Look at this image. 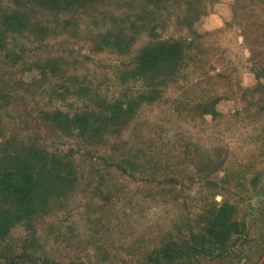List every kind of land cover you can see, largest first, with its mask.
I'll return each instance as SVG.
<instances>
[{"label":"rangeland","instance_id":"obj_1","mask_svg":"<svg viewBox=\"0 0 264 264\" xmlns=\"http://www.w3.org/2000/svg\"><path fill=\"white\" fill-rule=\"evenodd\" d=\"M237 1L192 0L189 7L181 0H159L160 15L145 16L135 43L122 52L105 45V37L113 29L115 35L134 33L129 27L134 14L141 13L139 0H88L60 14L50 4L42 7L33 0H0V13L26 15L28 21L26 29L7 37L0 50V95L15 97L10 104L0 100V152L10 138L60 151L77 167L81 181L73 196L70 191L61 199V207L52 204L32 223L17 226L0 240V264H124L151 238L156 246L163 232L174 230L178 237L175 227L180 224L190 239L191 227L197 233L224 205L234 208V221L247 224L245 238L226 257L203 255L189 264H264V0H248V10L242 4L235 10ZM132 3L133 8H123ZM193 6L201 13L193 30L202 37L196 40L207 51L202 68L198 73L194 68L185 71L179 85L170 84L157 103L141 105L138 96L146 86L132 75V57L146 45L153 26L165 41L187 38L190 32L178 24V14ZM126 14L133 16L123 28L119 21ZM115 21L119 23L113 28ZM51 59L63 64L61 72L41 76L36 65ZM79 86L94 95L76 98ZM53 90L58 98H50ZM125 93L139 104L123 117L121 130L109 132L101 144L87 137H66L39 118L42 109L98 113L100 108L92 103L125 101ZM201 96L221 100L215 105L217 115L197 112ZM169 150L170 167L177 169L183 183H174L179 190L175 197L151 199L147 179L134 182L105 165L106 159L117 161L120 155L138 156L140 164L158 162V154ZM146 167L142 171L153 165ZM107 181L109 196L114 188L122 192L116 204L98 194L106 195ZM109 222L114 230L95 233L94 227Z\"/></svg>","mask_w":264,"mask_h":264},{"label":"trees","instance_id":"obj_2","mask_svg":"<svg viewBox=\"0 0 264 264\" xmlns=\"http://www.w3.org/2000/svg\"><path fill=\"white\" fill-rule=\"evenodd\" d=\"M32 1V0H31ZM36 4L42 7L56 8L60 13L70 11L76 7L86 5L88 0H33ZM135 0H132L134 2ZM184 1V6L193 5L192 0ZM248 0H238V4L234 6V9L241 7L248 10L249 6L246 5ZM191 2V3H190ZM190 3V4H189ZM162 3L159 5V0H139L140 12L135 13L134 16L124 15L126 18L122 19L123 28L130 22V17L133 16V23L129 27L132 35H118L109 32L105 37V45L111 46L114 49L124 51L131 48L130 45L135 43L139 23L142 26L146 22L145 16H150L151 13L159 14L162 8ZM182 4V5H183ZM176 5L178 2L176 1ZM133 8L132 5H126L123 8ZM153 10V11H152ZM246 12V11H245ZM180 16L178 24L185 25L190 32L187 38L174 39L165 41L161 39V35L158 33L159 27L153 26L149 29V40L137 53L132 57L131 67L135 80L146 86L141 89L138 98L141 101V105L150 104L161 100L164 96L165 90L174 84L176 87L180 83V79L183 77L185 71L193 69V73H198L202 68L203 58L206 56V50L199 41L202 37L194 32L193 28L198 23L201 16L200 11L193 9H185V12L178 14ZM183 16V17H181ZM105 20V18H104ZM119 22L114 23L115 28ZM28 21L26 15H20L13 12L0 13V50L3 49L7 37L12 34H17L24 31L27 27ZM69 24V23H66ZM122 25H119L121 27ZM69 25H64L63 30H68ZM128 30V29H127ZM139 34V33H138ZM137 34V35H138ZM115 36V42L111 39ZM97 50H101L97 45ZM127 46V47H126ZM125 47V48H124ZM124 48V49H123ZM15 64V63H13ZM17 65V64H15ZM62 63H58L56 59H51L48 63L41 64L39 62L36 65L37 71L41 76L46 74H57L61 72ZM184 78V77H183ZM215 78V77H214ZM219 78V75L216 76ZM126 82V78L123 79ZM212 80V79H211ZM79 84L81 81H78ZM35 82L29 84L32 88ZM197 85V83H196ZM195 85V86H196ZM21 86V84H20ZM194 86V87H195ZM11 88V87H10ZM79 89L76 98H80V95L93 94V92H87L88 90L82 86ZM11 92V91H10ZM79 94V95H78ZM51 99L58 98L60 94L57 91H51L49 93ZM131 94L125 93V101H115L111 103L100 104L98 102L92 103V105L99 109L100 112L94 113L92 111L75 112L73 115L62 111L60 109H42L39 112V118L44 123L52 126L58 130L62 135L66 137L86 138L90 139L93 144H101L105 141L104 137L110 134L112 130L116 132L120 131L122 125L125 123L123 117L129 115V112L139 103L137 99L130 97ZM13 95L10 93H2L0 100L8 102L10 104ZM127 99V101H126ZM200 100V101H199ZM197 102V112L203 115L213 116L217 115L215 105L220 103L219 98L202 97ZM19 103L20 100H17ZM175 102L181 105L185 104L182 100H176ZM97 104V105H96ZM124 104H126L124 106ZM1 121V118H0ZM2 126L0 124V130ZM113 135L118 133H112ZM31 141V139H29ZM165 145L164 148H166ZM161 151L158 156L160 159L157 161H146L141 163L138 160V156L123 157L120 155L116 161L115 158H108L105 160V165L111 168H115L116 171L121 172L124 176H130L134 182L139 179H147L151 189L150 198H168L169 196H176L178 189L175 185H181L182 182L177 173V169L172 171L169 160H171L170 150L167 154ZM132 159L134 160L132 162ZM136 161V162H135ZM182 159L180 161L183 162ZM125 165V167H123ZM146 165H153L148 167V171H142L147 169ZM181 166V164H180ZM94 167V166H93ZM177 173V174H176ZM179 174H181L179 172ZM122 175V176H123ZM121 176V177H122ZM137 176H140L138 178ZM77 167L72 164V161L68 160L67 154L60 151L51 152L46 149H40L36 143L32 142L27 144L25 142H18L16 138H10L4 142L1 146L0 152V240L5 239L10 232L17 226L26 223H32L33 218L37 214H43L46 210L50 209L52 204L56 206H62L61 199L66 195L69 196V192L73 191L71 196L77 192L76 187L81 182L78 180ZM101 178V181H104ZM141 180V181H142ZM108 187L106 189V195L103 191L98 193L104 200L114 199V204L121 201L119 195L122 193L119 188H114L111 193ZM104 182V184H107ZM96 191V190H95ZM124 191V189H123ZM94 192V191H92ZM96 193V192H95ZM91 195V193H88ZM115 196H114V195ZM77 195V193H76ZM75 195V196H76ZM108 195V196H107ZM173 197V198H174ZM84 199L88 200L87 193L84 195ZM91 205H87L86 214L90 216L89 212L92 208ZM216 210V209H215ZM234 208L229 206H222L217 211L216 215L210 216L209 222L205 227H198L197 233L195 229L191 227L190 239L186 235V227L180 224L179 227H175L174 230L163 232L159 245L154 244L155 240L151 238L149 242L139 244V255L131 253L129 261H123L124 264H189L199 261L203 258V255L216 257H226L231 254L234 247L245 238V233L248 231L246 223L239 224L232 218V212ZM89 219V217H87ZM96 221V220H95ZM101 225V220L96 221ZM96 224V225H98ZM113 230L116 226L109 222L106 226L94 227L95 233L105 229ZM150 246V247H149ZM137 247V246H136ZM132 250H136L132 247ZM138 250L136 252H138ZM134 252V251H133ZM135 254V255H134ZM42 264H64L56 263L52 261H44Z\"/></svg>","mask_w":264,"mask_h":264}]
</instances>
